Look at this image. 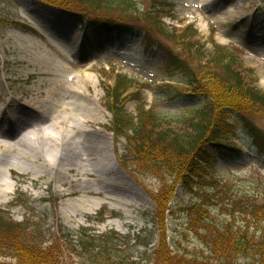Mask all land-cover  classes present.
I'll use <instances>...</instances> for the list:
<instances>
[{"label":"rangeland","instance_id":"rangeland-1","mask_svg":"<svg viewBox=\"0 0 264 264\" xmlns=\"http://www.w3.org/2000/svg\"><path fill=\"white\" fill-rule=\"evenodd\" d=\"M166 2L163 10L165 14L160 13L155 17H160L171 33H180L189 24L198 31L197 36L188 35L187 39L192 41V46L189 47L191 53L196 54L197 48L204 52L203 56L200 53L197 58L187 57L195 69L206 72V58L220 53L221 50L218 49L222 47L224 53L234 52L240 56H237L238 69L242 74L250 73L253 76L252 83L256 82L257 87L264 92L263 0ZM137 3L146 14H151L155 9L152 7L153 0H137ZM137 17L146 41L139 35H126L114 42L92 36L87 39V43L83 40L80 47L73 33L77 31L82 36L83 32L71 16L49 7L32 6L29 0H0V89L4 92H0V99L2 102L15 99L14 105L17 109L22 102L25 103V113L30 119L25 124H16L15 116L5 137L10 142H19L32 128L46 129L44 140L50 150L47 157L51 163H57V166L51 168L43 167L41 162L36 163L34 175L27 171L26 163H22L17 170L5 173L6 181L15 185L7 196H0V212L14 223L28 226L31 236L38 235L37 246L43 245L45 249L54 247L52 251L60 256V264H100L103 259L107 260V256L98 258L94 254L111 249L115 252L113 254L116 263L156 264L154 249L163 242L162 230L161 233L158 231L153 220L156 211L154 196L163 190L169 192L173 179L167 173L161 174L154 168L142 167V161L139 166L138 157L137 166L132 165L133 161L129 158L127 149L131 152V148L129 145L127 147L126 139L113 133V115L106 107L105 81L114 77V73L133 79L135 87L131 92L133 95L125 103V111L134 115L137 125L140 113L143 119L153 114L158 119L162 118L164 124L171 123L179 133L189 134L192 124L197 122L196 110L202 108L206 102H184L175 97L177 94L172 90L173 87H183H180V83L163 79L164 66L159 55H150L144 48L153 41L155 44L164 43L181 52L180 45L143 21L141 15ZM45 19L49 23L58 22L56 28L61 29L58 33L62 38L66 35L72 43L71 51H61L58 48L59 43L53 39L54 35L52 40L49 32L46 34L41 30L49 26ZM61 21L67 25L63 26ZM38 24L43 25L39 27ZM29 29L35 33L26 34L25 30ZM55 40L60 42L61 38L56 37ZM196 41L199 43L195 44ZM33 43L39 44L36 49L43 58L39 62L43 64V68L29 61L32 50L35 49ZM120 44L123 46L120 47ZM55 65L64 69L61 81L55 79L51 73ZM68 75L72 78L70 83H63ZM70 84L76 86L79 93H71L68 90ZM52 88L54 92L48 98ZM63 98L64 102L74 104L75 113L86 118L83 127L89 133L81 136L83 133L72 127L71 130L68 123L53 127L54 123L60 122L63 113V109L58 110L54 104L57 99ZM36 99L45 100L43 110L31 104ZM19 100L22 102L19 103ZM84 103L92 104L96 108L94 117L80 110ZM0 106L3 107L4 104ZM67 107L73 108L72 105ZM250 120L255 121H252L255 128L264 136V115H257ZM234 134L237 136L238 132ZM241 135L236 138V142L246 146L249 155L244 158L245 161L238 157L228 163L229 165L218 163L215 174L220 177L230 176L229 178L249 175L250 179L259 183L257 187L264 193V153L261 154L255 147H249L253 142L245 132ZM66 137L70 138L73 148H76L79 140L85 142V146L79 145L74 155L70 156L71 164H89L94 169L100 168L102 162L108 165L110 171L102 177L114 180L113 186L108 188L109 192L103 190L102 184L98 186L95 183L101 173L81 176L75 167L66 165L65 152L69 150ZM88 141L106 144L101 154L106 159L90 160V152L85 149ZM37 143L31 141L27 148L33 151ZM80 154H85L83 158H88L87 162H81ZM85 183H88L87 190H83ZM178 186L175 190L176 200L170 204L174 216L171 219L170 216L167 217V230L170 235L168 241L172 245L169 250L195 253L202 249L199 241L194 240L192 235L180 239L176 236L184 228L182 207L192 201L190 192ZM0 260L14 263L13 259H4L1 256Z\"/></svg>","mask_w":264,"mask_h":264},{"label":"trees","instance_id":"trees-1","mask_svg":"<svg viewBox=\"0 0 264 264\" xmlns=\"http://www.w3.org/2000/svg\"><path fill=\"white\" fill-rule=\"evenodd\" d=\"M39 1L74 12L75 19L83 23L88 36L100 32L102 37L109 39L114 33L119 36L129 32L143 35L137 17L141 15L143 21L180 45L181 52L161 42L155 44L151 41L150 46H146L150 55H159L164 66L163 79L183 82L184 86H180L183 88L173 87L177 94L175 97L184 102H206L196 110L197 122L192 124L189 134L179 133L171 123L164 124L162 118L158 119L153 114L143 119L140 113L137 125L134 115L125 111V103L133 95V79L114 73V77L105 81L106 107L113 115V133L126 139L132 152L127 148L132 165L137 166L138 157L139 166L142 161V167L167 173L173 179L169 192L163 190L154 196L156 211L153 220L158 231L161 233L162 230L163 241L154 250L156 264H264V193L258 189L259 183H255L249 175L229 176L222 183L213 180L209 184L205 180L209 179L208 175L213 176L217 154L224 159L225 165L238 157L244 160V149L231 142L234 138L231 141L227 138L230 133L245 132L257 151L264 153V136L255 128L254 120H250L264 115V92L256 82L252 83L250 73L242 74L238 69V55L224 53V48L220 47V53L206 58V72L195 69L187 57L197 58L204 52L197 48L196 54L191 53L189 47L192 41L187 39L188 35H198L196 28L188 26L173 34L160 17H155L165 14L163 10L167 0H153L152 7L155 9L151 14L139 8L137 0ZM215 144L219 148L214 152ZM206 170L210 174H205ZM192 178L198 182L194 183ZM177 185L190 191L195 201L182 207L184 228L176 236L180 239L192 235L194 240L199 241L202 249L195 253L169 250L172 245L168 241L167 217L171 219L174 216L170 204L176 200ZM202 186H206L205 192H198ZM30 232L28 226L14 223L0 212V256L14 261L5 263L0 260V264L61 263L60 256L52 251L54 247L45 249L43 245L37 246L39 236H31ZM113 253L111 249L94 255L98 258L107 256V260L103 259L100 264H120L114 261Z\"/></svg>","mask_w":264,"mask_h":264},{"label":"bare ground","instance_id":"bare-ground-1","mask_svg":"<svg viewBox=\"0 0 264 264\" xmlns=\"http://www.w3.org/2000/svg\"><path fill=\"white\" fill-rule=\"evenodd\" d=\"M31 2V5L33 6V4L35 2L29 0ZM43 21V19H42ZM38 23V22H37ZM34 24V23H33ZM44 24V23H43ZM41 24V25H43ZM62 25H67L66 22L61 21ZM34 26V25H33ZM39 26V24H38ZM40 27V26H39ZM45 33V31H43ZM47 34V33H46ZM49 37V36H48ZM51 38V37H50ZM52 39V38H51ZM54 41L56 43H59L58 48L61 51H64L65 53H67L68 51H71V43L69 42L68 38H66V35L59 41H56L55 37H53ZM52 39V40H53ZM30 41V40H29ZM34 44V43H33ZM36 46H39V44H34L35 49H33L32 53H31V58H29V61L32 64L35 65H40V68H43V64L39 63L40 61H43V58L41 55H39ZM29 48V47H28ZM27 49V48H26ZM73 53V52H72ZM42 64V65H41ZM45 66V65H44ZM64 69L63 67L60 68L59 65H55L52 70L51 73L53 76H55V79H58L59 81L62 80V76H64L63 73ZM71 75H68V78L65 80L63 79V83H67L71 81ZM68 83V84H69ZM71 85V84H70ZM68 90L73 93V92H78V88L74 85H71ZM1 93H4L2 89H0ZM54 92L53 88L52 90H49V93L47 95L48 98H50V94ZM79 93V92H78ZM14 100L15 99H11L10 101L5 102V106H3L2 108H0V196H7L8 193L11 192V190L14 188V185L9 184L6 179L5 173H10L12 170H17L19 168V166H22V163H26L27 165V171L32 175L36 174V172H34V169L36 167V163L41 162L42 166L46 167V168H51L53 166H57V163L53 164L51 163V161H49L47 154L50 151L47 148V145L45 143L46 140L45 136L47 134V132L45 131L46 129H42V128H32L31 132H26L23 136L22 139L19 140V142H10L6 139L5 135L8 134V126L11 124V122L13 121L12 119L17 116L15 118L16 120V124L18 123H22L25 124L28 121H30L28 114L25 113V111L27 110V107L24 106L25 103H23L21 100H19V103L22 102L21 107H19L18 109L16 108V106L14 105ZM4 101V100H3ZM0 103H2V99H0ZM27 104V103H26ZM31 104L33 106H35V108H38L40 110H43L44 105H45V100L42 99H36L35 101L31 102ZM28 105V104H27ZM55 106H57V109L59 110V108L63 109V113L61 114L60 118H62L60 120V122L54 123L53 127H58V126H62L64 124H70V128H74V129H78L79 134H81V136L86 135V133H89L88 130H84L83 125L86 123V118L84 119L83 117H80L77 113H75V108H74V104H70L68 102H64V98L61 99H57L56 103L54 104ZM73 108H68L67 106H70ZM84 107L80 108V110L82 112H87V114L91 117H94L96 114V108H94V106H92V104H83ZM61 112V111H60ZM39 115V114H38ZM41 116V115H40ZM84 116V115H83ZM28 117V118H27ZM15 123V122H14ZM13 123V124H14ZM14 126V125H13ZM12 126V127H13ZM77 126V128H75ZM71 128V130H72ZM2 131V133H1ZM51 139H53V137H50ZM87 139V137H84ZM31 141H36L38 142L37 146L34 147L35 150L30 151L27 148V145H31L30 142ZM64 145V144H63ZM72 142L70 140V138L66 137V146L68 147V151L65 152V163L66 165H69L70 167H75L76 170L79 171V174L81 176H86L88 174H93V175H97L98 173V177L95 180V183H97V185L99 186V184L103 185V190H107L110 186H113L114 184V180L109 178L107 179L106 177H102V175H105L109 173L110 169L108 168V165H105L103 162L101 164L100 168H93L91 167L92 165H85V164H79L77 162V164H71L72 161L70 160V156L74 155V151H76L79 145L85 146V142L82 141H78V143L75 145L76 148L72 147ZM106 144H99L96 142H91L88 141V144L86 146V150H88L90 152V154H88V157L90 160H100L101 159H106L103 156H101V154H103L105 148H106ZM59 149V148H58ZM56 151V149H55ZM66 151V150H65ZM69 151L72 153H69ZM37 153V154H36ZM96 153V154H95ZM98 153V154H97ZM56 154V152H55ZM59 155V154H58ZM83 156H85V154H80L79 157H81V162L85 163L87 162L88 158H83ZM68 162V163H67ZM64 164V166H66ZM89 184H91V182H89ZM85 188L83 190H87L88 189V183H85ZM113 194V192H111Z\"/></svg>","mask_w":264,"mask_h":264}]
</instances>
